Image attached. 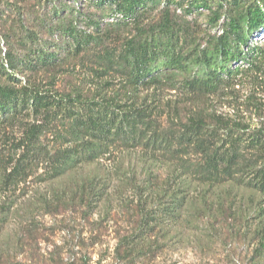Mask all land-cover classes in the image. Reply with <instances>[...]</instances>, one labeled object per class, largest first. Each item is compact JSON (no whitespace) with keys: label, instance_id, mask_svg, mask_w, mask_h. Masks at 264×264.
Wrapping results in <instances>:
<instances>
[{"label":"rangeland","instance_id":"374dc122","mask_svg":"<svg viewBox=\"0 0 264 264\" xmlns=\"http://www.w3.org/2000/svg\"><path fill=\"white\" fill-rule=\"evenodd\" d=\"M182 1L148 2L134 20L122 24L123 16L110 1L0 0V83L7 74L12 75L19 87H34L59 99L60 111L68 107L87 112L93 102L121 104L135 98L156 109L164 125L169 117L185 121L191 110L204 108L240 125L246 133H264V77L262 81H243L234 96L208 99L190 98L183 90L168 86L153 89L143 85L134 90L131 46H142L149 33L159 32L165 25L160 44L172 43L178 55L194 59L199 51L210 52L226 29L224 10L219 11L218 20L214 14L217 0ZM263 36L262 31L256 38ZM25 58L38 66L23 69ZM196 70L192 67L186 75L174 74L173 79L179 82ZM57 116L51 122L23 118L17 125L0 128V173L5 168L10 173L24 153V123L48 128L39 139L47 151L66 147L59 134L70 119ZM44 158H27L32 165L18 183L0 179V264H116L119 237L133 231L139 221L140 194L135 184L145 178L148 167L142 162V151L112 149L90 167V172L94 169L98 176L106 177L111 188L89 215L71 201V191H78L76 184L81 185L86 176L74 173L51 178ZM170 169L159 165L153 174L165 179ZM195 188L192 183L190 196L198 200L201 196ZM206 197L208 212H200L201 204L196 211L190 205L178 223L163 225L158 250L135 263L264 264L257 235L264 226V198L231 183L211 189ZM153 207L149 204V209ZM155 237H150L149 245Z\"/></svg>","mask_w":264,"mask_h":264},{"label":"trees","instance_id":"16d2710c","mask_svg":"<svg viewBox=\"0 0 264 264\" xmlns=\"http://www.w3.org/2000/svg\"><path fill=\"white\" fill-rule=\"evenodd\" d=\"M103 1L116 5L117 14L123 16L122 24L134 20L144 4L154 2ZM191 2L197 4L198 0ZM220 10H224L227 18L226 29L216 38L210 52L199 51L194 59L178 55L173 51L172 43L168 46L160 44L159 34L165 25L159 32L149 33L148 41L142 46L132 45L130 64L137 82L134 90L143 85L153 89L168 86L171 90H183L190 98L208 99L234 96L236 87L243 81H262L264 36L261 39L256 36L264 32V0H217L214 13L217 20L221 16ZM165 14H169L168 9ZM35 62L25 58L21 67L32 69L39 64ZM15 64L12 62L11 66ZM192 67L197 69L194 75L179 82L173 79L174 74L186 75ZM163 69L174 72L164 73ZM15 78L7 74L6 81L0 83V128L17 125L28 117L51 122L61 114L67 116L70 123L59 134L65 142L63 145L67 146L54 152L39 144L47 127L24 123V153L10 173L3 168L0 173L2 182L18 183L30 169V160L45 157L51 178L74 173L86 176L81 178V185L76 184L78 191H71V201L74 200L72 204H79L83 213L89 215L106 199L111 188L108 179L98 176L94 169L90 172V167L93 168L112 149L142 151L145 157L142 162L148 167L145 178L135 184L140 194L139 221L133 231L119 237L114 251L116 264H136L138 259L154 254L160 247L159 232H162L163 225L178 223L190 205L196 211L199 209L197 204H201L200 212L203 209L208 212L206 194L211 189L231 183L264 198V133L260 130L246 133L240 125L204 108L191 110L185 121L169 117L164 125L156 115V109L139 104L135 98L130 103L121 104L93 102L87 112L68 107L60 111L61 103L56 102L59 99L42 94L34 87H19ZM159 165L171 168L165 179L160 180L153 174ZM192 183H196L195 189L201 196L198 200L190 196ZM149 204L154 207L149 209ZM153 235L155 240L149 245ZM257 235L264 250V226Z\"/></svg>","mask_w":264,"mask_h":264}]
</instances>
